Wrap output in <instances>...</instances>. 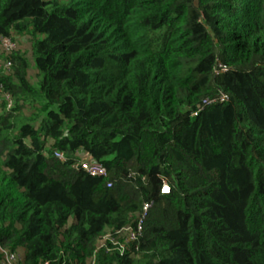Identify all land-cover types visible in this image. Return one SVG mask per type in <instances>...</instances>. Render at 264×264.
Listing matches in <instances>:
<instances>
[{
    "label": "trees",
    "instance_id": "1",
    "mask_svg": "<svg viewBox=\"0 0 264 264\" xmlns=\"http://www.w3.org/2000/svg\"><path fill=\"white\" fill-rule=\"evenodd\" d=\"M12 37L0 264H264V0H0Z\"/></svg>",
    "mask_w": 264,
    "mask_h": 264
},
{
    "label": "rangeland",
    "instance_id": "2",
    "mask_svg": "<svg viewBox=\"0 0 264 264\" xmlns=\"http://www.w3.org/2000/svg\"><path fill=\"white\" fill-rule=\"evenodd\" d=\"M15 41H13V40ZM12 39H0V51H4L5 53H9L5 50V46L9 45L12 47V50L19 51L21 54H23L27 60L29 61V70L27 74L28 81L31 85H36L37 84V79L35 76V71L32 66V61H31V55L29 54V40L26 37H12ZM1 53V52H0ZM9 62H2L0 60V70L10 72L11 67L8 65ZM0 101H4L6 109H11L13 108V100L8 96V95H3L1 90H0ZM0 253H2L0 251Z\"/></svg>",
    "mask_w": 264,
    "mask_h": 264
},
{
    "label": "built area",
    "instance_id": "3",
    "mask_svg": "<svg viewBox=\"0 0 264 264\" xmlns=\"http://www.w3.org/2000/svg\"><path fill=\"white\" fill-rule=\"evenodd\" d=\"M7 40V39H6ZM5 50L7 52H10L12 50V47H10L9 45L5 46ZM58 157L60 159H62L61 155H58ZM80 168L87 173L90 176L93 177H105L106 176V172L105 170L98 166V165H94V164H88V163H82L80 164ZM169 189L164 186L161 190V194L165 195L168 194ZM149 205H144L142 207V215L140 217V220L143 219L145 217V214L147 213L148 209H149ZM139 220V222L136 225L135 229H124L121 232H119V235H122L123 233L126 235V242H135L137 239V236H139L140 234V223L141 221ZM17 261L16 256L13 254H5V264H15Z\"/></svg>",
    "mask_w": 264,
    "mask_h": 264
},
{
    "label": "clouds",
    "instance_id": "4",
    "mask_svg": "<svg viewBox=\"0 0 264 264\" xmlns=\"http://www.w3.org/2000/svg\"><path fill=\"white\" fill-rule=\"evenodd\" d=\"M169 193V192H168ZM163 195V194H162ZM165 195H167V194H165Z\"/></svg>",
    "mask_w": 264,
    "mask_h": 264
}]
</instances>
